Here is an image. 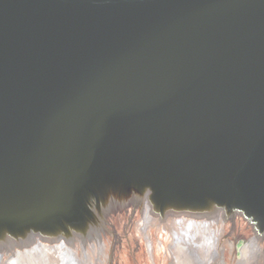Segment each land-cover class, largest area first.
Wrapping results in <instances>:
<instances>
[{
    "label": "water",
    "instance_id": "water-1",
    "mask_svg": "<svg viewBox=\"0 0 264 264\" xmlns=\"http://www.w3.org/2000/svg\"><path fill=\"white\" fill-rule=\"evenodd\" d=\"M104 135L166 140L233 186L250 160L259 190L264 0H0V169L33 160L29 188L62 174L87 191L73 141ZM16 193L1 187L0 207Z\"/></svg>",
    "mask_w": 264,
    "mask_h": 264
},
{
    "label": "bare ground",
    "instance_id": "bare-ground-1",
    "mask_svg": "<svg viewBox=\"0 0 264 264\" xmlns=\"http://www.w3.org/2000/svg\"><path fill=\"white\" fill-rule=\"evenodd\" d=\"M84 139L78 137L73 142L74 147L80 153L87 156L86 158L90 156L89 158L92 159L91 167L84 168V172H82L84 175L83 181L87 184L86 186L90 185L92 190H89V188L87 191L78 190L81 185L76 182L63 181L64 175L62 174L58 178L55 177L50 182L53 184L48 183L49 185L45 188L40 190L29 188L28 184L33 176L31 172L33 160L18 161L19 164L15 166L10 165L11 167L8 169L6 166L0 169V188L10 186L18 190V193L9 204L3 208L0 207V210L5 208L4 211L8 213L15 211L14 214H16L5 213L7 215H3L0 213L1 243L8 241L28 242L24 240L26 236L22 232L26 229H35V226H38L41 230H52L66 223L67 226L79 230L84 227L83 225L92 228L104 220L105 223L109 222L110 226H103L98 232L86 228L87 230H84V232L90 235L89 237L92 240L95 237L104 243L102 245L104 260L108 256L115 257L117 249L115 245L119 246L121 242L113 227L111 212L113 211L114 201L119 212L121 211L124 214L128 212L127 215L130 218L133 215L134 220H132L131 228L142 241H148L149 236L140 235V232L143 229L146 230L145 224H149L147 215L153 212L152 215H155L160 221V228H163L161 237L157 238L163 240L161 244L165 242L162 247L168 250H170V245L181 248L182 245H188L191 242L196 244L201 242L198 245L203 243L206 246H213L212 249H219L216 240L217 235L228 231L233 233L232 229L235 226H237L236 228L241 227L238 220L243 221L242 224L250 225L251 228L260 227L261 230L256 231V233L252 231V233L248 231L243 233L242 239L244 238L245 242L241 247L242 249L239 250L243 260H253L252 255L255 249L254 257L257 258L258 256L259 260L263 259L261 252H264V212L255 216L256 213L254 214L253 210L250 209L247 212L245 211L244 214L234 205L227 208L226 204L218 200L213 195L214 193L207 188V186L215 187V189L219 188V179L215 178L216 170L210 169L208 165L198 166V160H201V158L198 159L194 152L188 151L186 154H179V151L171 150L172 146H168L166 140L162 143L160 139L153 138L148 139L146 144L138 149L127 151L128 143L123 148L118 145V149H115L117 142H115V146L113 145L114 142L110 141L112 145L106 143L105 140H112V138L108 139L107 135L100 137L98 141H101V143L95 142L96 147H92V151L88 152V146ZM99 146L102 147L100 149L102 153H98ZM113 149L114 151H112ZM168 151L175 153L173 159L168 156ZM177 156L180 157L177 159ZM167 162L170 167L167 166ZM247 164L250 165L242 167L241 171L238 169L235 171V178L240 180L235 179L237 185L232 186L233 188L238 187L243 192H240L241 195H244L248 200L244 185H248V182H254L251 180L253 175L251 173H255V168L250 160ZM242 172L244 176H242ZM254 180L256 181V179ZM260 184V189L264 188V184ZM152 190L154 193H161L162 195L153 196ZM261 191L264 193V190ZM91 192L94 195H96L95 193L101 195L100 198H97V203H99L103 212L94 208V205L85 195V193L90 194ZM168 204H173L176 209L185 210V217L180 214L177 218H168L167 216H171L170 211L166 208ZM252 204L254 207L251 209L257 210L260 202L258 200L255 204ZM40 211L42 213L38 214ZM139 213H142V215L138 216ZM43 214L45 215L42 216ZM173 216L176 217L175 214ZM17 232H20L21 235ZM51 232L48 231L47 236H45L46 240H54V235H51ZM235 240V236L231 237V241ZM121 244L124 246L125 243L122 242ZM225 245L227 244L225 243ZM231 246L230 243L231 254L233 255ZM160 247L159 244L158 248ZM8 252H11V248L0 246V253L6 256ZM121 253V256H123L124 253ZM2 254H0V264H3ZM54 254L56 255L55 258L64 256L63 250L60 248H54ZM39 259L36 258L35 260ZM27 264H31V261Z\"/></svg>",
    "mask_w": 264,
    "mask_h": 264
},
{
    "label": "rangeland",
    "instance_id": "rangeland-1",
    "mask_svg": "<svg viewBox=\"0 0 264 264\" xmlns=\"http://www.w3.org/2000/svg\"><path fill=\"white\" fill-rule=\"evenodd\" d=\"M216 173L215 178L217 177L219 179V188L215 189V187L212 188L210 186H207V188L214 193L213 195L218 200H221L223 204L225 203L227 208L233 207L234 205L235 208H238L239 211H242L244 214L245 211L247 212V210L250 209L253 210L254 214L256 213L255 216L264 212V193L260 191V189H255L249 182L248 185H244V190L248 195L247 200L244 195H241L240 192L242 191L239 188L237 189L238 191L233 190V182L227 177V171L224 169L222 171L217 168ZM88 186L89 190H92L90 185ZM95 194L96 195L92 194V192L90 194L85 193L87 198L91 201V204L94 205V208L103 212L99 203H97V198H100L101 195L97 193ZM155 195L157 197V195L162 194L153 192V196ZM258 200L260 204L257 206V210L251 209L254 207L252 203L255 204ZM166 208L170 211L171 215L167 216L168 218H177L180 214H183L185 217V210L176 209L173 204H168ZM111 213L113 216V227L115 228L116 234L120 239V242L125 243L124 246L121 243L119 246L115 245L117 249L115 251V257L112 256L113 258L108 256V258L104 260L102 256V245H104V243L95 237L94 240H92V238L89 237L90 235H87L86 232H84V230H87L88 228L94 229V231L98 232L101 227L110 226L109 222L105 223L104 220L100 221L102 219L100 217V222H97L98 224L95 226L93 225L94 227L92 228L83 225L84 227L77 230L74 227L67 226L65 223L52 230H41L38 226H35V229L32 230L26 229L22 234L26 236L24 240H27L28 242H0V246L11 248V252H8L6 256L0 253L2 254V263L7 264L10 262L11 264H27L31 261V264H264V252H261L263 255V259L261 258V260H259L258 256L257 258L254 257L256 249L252 255L253 260H243L240 255L239 249L244 244L242 239L243 233H246V231L256 233V231L261 230L260 227L251 228L248 224H242L243 221L241 222L238 220V223L241 225L240 228H236L237 226H235V228L232 227L233 233L228 231L217 235L216 240L219 249H212L213 246H206L203 243L202 245H198L201 242L197 244L191 242V244L182 245L183 247L181 248L170 245V250H168L167 248L163 249L162 247L165 242L161 244V241L163 240L157 238L161 237V230H163V228H160V221L155 215H152L153 212H150L147 215L149 224H145L146 230L143 229L140 232V235L149 236L148 241L140 240L138 234L133 232V228H131L132 220H134L133 215L130 218L127 215L128 212H126V214L121 211L119 212L114 201L113 211ZM174 214L176 217L173 216ZM141 215L142 213L138 214V216ZM84 223L86 224L85 221ZM48 231L53 232L50 234L54 235V240H46L45 236H47ZM17 234L21 235L20 232H17ZM234 236L236 237V240L231 241V237L233 238ZM225 243L227 245H225ZM230 243L232 244L233 255L231 254ZM159 244L161 246L160 248H158ZM54 248L62 249L64 256L61 258H55L56 255L54 254ZM121 252L124 253L123 256H121ZM36 258L40 259L35 260Z\"/></svg>",
    "mask_w": 264,
    "mask_h": 264
}]
</instances>
